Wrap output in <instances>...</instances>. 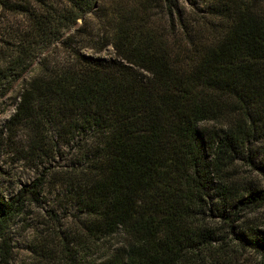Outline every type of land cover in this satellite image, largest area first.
<instances>
[{"label":"trees","instance_id":"1","mask_svg":"<svg viewBox=\"0 0 264 264\" xmlns=\"http://www.w3.org/2000/svg\"><path fill=\"white\" fill-rule=\"evenodd\" d=\"M97 2L0 0V101L22 84L9 127L26 128L33 147L46 127L65 144L82 141V165L66 177L85 216L81 228L93 239L124 237L92 264H179L205 250L216 256L220 235L207 213L264 262V232L233 226L241 211L264 207V187L240 196L229 173L256 141L264 154V0H220L219 27L186 24L175 0H136L118 8L111 59L71 46ZM157 8L172 31L156 21ZM58 45L70 57L52 61ZM248 160L264 179V162ZM43 184L38 178L9 198L0 193L3 260L10 225L27 202H41Z\"/></svg>","mask_w":264,"mask_h":264},{"label":"rangeland","instance_id":"2","mask_svg":"<svg viewBox=\"0 0 264 264\" xmlns=\"http://www.w3.org/2000/svg\"><path fill=\"white\" fill-rule=\"evenodd\" d=\"M160 4L159 0H157ZM220 0H175L177 10L182 14L186 24L191 26L219 27L221 21L216 16V7ZM136 0H98L96 9L87 16L82 25L83 33L72 42L83 54L111 59L116 54L109 41L114 39L118 8L122 11L134 7ZM158 23L163 24L168 33L171 19L164 16L160 8L153 9ZM175 13V12H173ZM176 14V13H175ZM176 16H174L175 18ZM176 21L174 19L173 24ZM70 45V44H69ZM70 50L58 45L52 48L49 58L62 61ZM36 72V67L26 74L28 80ZM22 84H16L13 90L0 101V193L4 198L16 194L23 186L31 184L38 178L44 179L40 190L41 202H27L25 210L8 229L10 255L0 264H92L113 254L124 242L122 235L93 239L85 235L81 222L82 215L74 202L73 192L66 183V177L77 173L82 152L79 145L65 144L56 137L55 129L46 127L45 140L40 147H33L30 132L24 127L10 128L9 118L13 115ZM207 128L216 127L211 122L202 124ZM244 156L236 160L229 173L232 175V187L240 196H246L248 187L261 189L264 179L259 171L247 161L248 155L256 163L264 162L261 142H255ZM218 201L214 199V204ZM210 203V202H209ZM207 226L216 229L220 235L212 244V250L219 253L211 256L209 251L193 252L179 264H264L259 253L249 247H243L235 239L226 222L217 216L205 214ZM214 215H216L214 213ZM240 219L233 223L235 232L247 231L255 227L264 232V207L257 211L243 210ZM70 249V250H67ZM68 253L70 254L68 256Z\"/></svg>","mask_w":264,"mask_h":264}]
</instances>
